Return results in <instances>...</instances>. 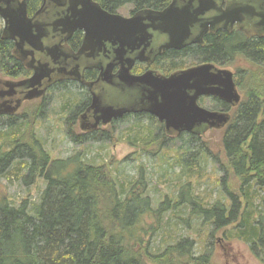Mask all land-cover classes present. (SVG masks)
Instances as JSON below:
<instances>
[{
    "label": "trees",
    "instance_id": "trees-1",
    "mask_svg": "<svg viewBox=\"0 0 264 264\" xmlns=\"http://www.w3.org/2000/svg\"><path fill=\"white\" fill-rule=\"evenodd\" d=\"M115 1L134 9H158L169 0ZM1 31L0 21V76L16 77L22 69ZM197 50L219 64L229 65L239 58L252 66L264 64V39H246L239 32L209 35L205 46ZM242 71L235 76L238 88L255 78V71ZM215 105L226 108L219 102ZM15 118L0 117V177L15 175L17 170L8 169L25 157L29 162L21 167H28V172L22 181L30 185L42 178L45 187L38 202L30 206L26 200L15 205L0 198V264H209L207 253L197 255L195 242L188 238L157 252L151 249L168 211H187L190 221L214 225L215 231L234 224L228 238L251 248L264 246V195L260 194L264 193V95L258 85L247 86L221 137L231 174L246 188L241 192L242 209L228 188L229 203H209L198 198L188 182L181 185L172 206L165 199L154 208L142 174L130 185L118 187L103 167L86 164L78 156L51 160L38 141L27 146L20 143L18 132H8L20 130L22 124ZM68 136L75 138L69 131ZM205 151L198 148L202 155ZM181 163L188 167L190 161L183 158Z\"/></svg>",
    "mask_w": 264,
    "mask_h": 264
},
{
    "label": "rangeland",
    "instance_id": "rangeland-1",
    "mask_svg": "<svg viewBox=\"0 0 264 264\" xmlns=\"http://www.w3.org/2000/svg\"><path fill=\"white\" fill-rule=\"evenodd\" d=\"M130 10L129 6H125L118 13L128 16ZM193 58H185L183 66L196 64ZM226 67L233 72L246 69L248 72L255 71L254 81L246 77L247 82H241L238 89L242 97L247 86L253 83L259 86L264 95V66H252L249 61L239 58ZM80 99H83L82 93L71 84L51 90L43 100L24 104L19 112L21 116L15 118L18 124H22L20 130L8 132H18L20 143L27 146H32L34 140L38 141L51 160L75 155L86 164L103 167L108 177L115 178L118 187L120 184L130 185L142 174L154 208L165 199L172 206L177 200V191L186 182L198 198L209 203L217 200L229 203L228 188L238 197L243 208L245 200L241 192H245L246 188L241 187L239 180L231 174L228 159L221 147L224 128H211L203 137L189 138L183 134L179 138H170L164 134L163 126L155 118L126 116L103 127L105 133L102 136L85 138L79 144L67 133L69 130L80 133L75 122L68 120L71 106ZM199 103L209 109L214 107L210 99ZM200 146L206 150L204 156L198 152ZM183 158L190 161L188 167L181 163ZM28 162V158L19 159L8 169L17 170L15 175L0 177V198L5 197L15 205L23 200L29 206L38 202L45 183L42 178H37L30 185L22 181L28 167L21 166ZM260 194L264 195L263 192ZM186 218L187 211H168L161 221L162 228L151 241V249L157 252L167 244L188 238L195 242L197 255L207 253L209 264H264V246L251 248L241 240L228 238L234 224L215 231L214 225L201 224L196 219L190 221L187 218L185 221Z\"/></svg>",
    "mask_w": 264,
    "mask_h": 264
},
{
    "label": "water",
    "instance_id": "water-1",
    "mask_svg": "<svg viewBox=\"0 0 264 264\" xmlns=\"http://www.w3.org/2000/svg\"><path fill=\"white\" fill-rule=\"evenodd\" d=\"M11 0H0V18L3 21L1 36L3 39L14 42L13 56L25 43L26 36H32L36 32L35 22L28 18L23 5L16 8L9 7ZM210 1V0H206ZM203 2V0H202ZM204 8H176L172 2L167 8L156 12L150 9L137 12L130 18L121 15H109L94 3L88 0L82 2L88 8H69L70 16L66 17L70 30L82 29L85 32L82 46L79 53H85L91 47L104 48L108 42L117 45V53L121 57L120 69L118 71V88L121 91L134 90L136 98L131 103L120 105L102 104L100 95L94 96L92 107H99L103 117V124L111 119L121 118L131 111H145L164 123L168 135H179L181 132L198 133L215 128L222 129L230 121V115L226 112L212 111L197 104L201 96H215L218 99L229 103L231 106H239L241 95L237 91L232 79V73L228 70H221L211 64H202L188 69L177 71L167 77L145 72L142 75L134 76L129 73L133 59L123 60V47L132 51L144 53L150 44L152 32L165 35L167 42L160 45V49L182 48L192 35L191 29L196 24L199 31L193 42H200L204 33L210 28H229L235 22L240 25L245 16L263 18L264 14L257 13L256 8H208L213 5L209 2ZM5 6H2V4ZM93 7V8H90ZM214 10L217 15L204 20L200 16L208 10ZM258 26L264 27L261 20ZM31 47L34 43L29 42ZM142 56L140 57V59ZM41 72L34 70V74L23 81L13 82L1 80L0 83L7 91H0V97L12 95L16 87L27 85L29 93L26 99L38 98L43 94L41 82L49 77L50 71L46 65H39ZM111 65L101 69L100 78L110 83L109 71ZM43 71V72H42ZM9 89V90H8ZM6 97V98H7ZM1 98L0 113H14L20 105L16 100L12 102ZM4 100V101H3Z\"/></svg>",
    "mask_w": 264,
    "mask_h": 264
},
{
    "label": "flooded vegetation",
    "instance_id": "flooded-vegetation-1",
    "mask_svg": "<svg viewBox=\"0 0 264 264\" xmlns=\"http://www.w3.org/2000/svg\"><path fill=\"white\" fill-rule=\"evenodd\" d=\"M87 0H11L9 7L16 8L19 5L24 4L26 10V15L28 18L35 22L36 32L32 33V36H26L25 43L22 48L14 54V58L19 62L21 71L16 77H4L1 80H11L13 82H20L25 79L30 78L34 74L36 69L41 72L39 65H46L50 71L49 77L43 79L41 82V89H43V94L34 99H26V95L30 92L27 85H22L15 88L12 95L2 96L1 98H6L5 100L11 101L12 105L16 100L20 101V105L16 112L0 113V117H10L20 115L24 104L43 100L47 93L51 90L60 89L62 86L72 85L80 90L83 99L71 106V111L68 116V120H73L77 125L80 133L75 134L71 132L74 139L84 140L85 138L93 137L98 135L99 137L105 133L103 127H107L110 124L126 118V116H148L155 118L164 128V134L170 138L179 137L183 134H189L186 132H181L179 135H168L165 131L164 123L159 121L156 117L145 111H131L124 114L121 118L111 119L106 124H103V117L101 115V110L99 107H92V101L94 96L100 95L101 103L108 105H120L121 103L129 104L136 98V93L134 90L121 91L118 88V71L120 69L121 57L118 55L117 45H112L111 43L105 42L104 48L99 50V47H91L85 53H79L80 48L83 43L85 32L82 29L70 30V26L67 25L69 20L65 18L70 16L71 12L69 8H88L87 5L82 2ZM90 3H94L101 8L104 12L109 15H121L118 13L120 8L129 6L131 8L128 16L121 15L125 18H130L137 12L142 10L150 9L152 11H162L167 8L172 2L176 8H204L200 6L202 0H169L167 5L155 8H141L134 9L130 4H125L120 6L118 1L112 0L111 3L107 0H88ZM209 2H213V5L208 8H220L224 10L225 8H256V12L264 14V0H203L202 5L206 6ZM109 3V4H108ZM2 6H5L2 4ZM93 8V7H90ZM213 15H217L214 10H208L204 12L201 19L207 20ZM263 20L260 17L245 16L240 25L236 22L229 28H215L211 30L210 28L204 33L200 42L196 41L189 43L196 37L199 28L198 25H194L191 29L192 35L186 41L188 42L182 48H165L160 49V45L167 42V37L155 32L150 29L148 32L152 33L150 39V44L144 53L132 51L128 47H123V60L126 58L133 59V64L129 70V73L134 76L142 75L145 72H153L162 76H169L177 71L188 69L202 64H211L213 67L221 70H228L232 73V79L235 83L236 89L239 92L238 85L235 82V76L239 73V70L233 72L232 69L227 68L225 64L215 63L212 60L206 59L197 48L205 46L207 42V37L209 35H214L217 32H225L231 34L233 32H239L246 39H264V27L258 26V23ZM1 30L3 28V21L1 20ZM6 40V39H5ZM12 45V52L14 47V42L8 40ZM33 42L35 47H31L29 42ZM175 52V53H173ZM142 58L140 59V57ZM190 56H194V61L196 64L183 66L184 59ZM192 58V57H191ZM232 64V62L230 63ZM229 64V65H230ZM111 65V70L109 71L110 83H107L101 79L100 72L104 67ZM264 66V64H262ZM170 67L175 69L169 70ZM43 72V71H42ZM9 90V89H8ZM0 91H7V89L0 83ZM240 93V92H239ZM242 97V96H241ZM205 99H210L214 103L212 109L206 108L200 105L199 102ZM4 101V100H3ZM219 102L226 106L225 109H220L216 107V103ZM42 104V103H41ZM197 104L212 111L226 112L230 115V120L232 118V110L238 106H231L229 103L218 99L215 96H201L197 100ZM230 122V121H229ZM228 125V124H227ZM226 125V126H227ZM209 131L206 130L205 132ZM70 132V130H69ZM68 134V133H67ZM198 133H191L194 137H203ZM70 137V136H69ZM83 139H82V138ZM102 139V138H101ZM80 144V143H79Z\"/></svg>",
    "mask_w": 264,
    "mask_h": 264
},
{
    "label": "bare ground",
    "instance_id": "bare-ground-1",
    "mask_svg": "<svg viewBox=\"0 0 264 264\" xmlns=\"http://www.w3.org/2000/svg\"><path fill=\"white\" fill-rule=\"evenodd\" d=\"M33 138V137H32Z\"/></svg>",
    "mask_w": 264,
    "mask_h": 264
}]
</instances>
